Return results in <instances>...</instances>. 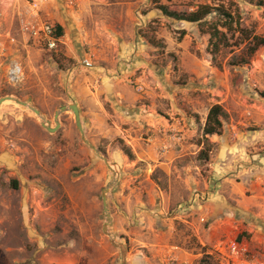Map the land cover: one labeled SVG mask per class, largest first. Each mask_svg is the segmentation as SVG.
Wrapping results in <instances>:
<instances>
[{
  "label": "rangeland",
  "instance_id": "obj_1",
  "mask_svg": "<svg viewBox=\"0 0 264 264\" xmlns=\"http://www.w3.org/2000/svg\"><path fill=\"white\" fill-rule=\"evenodd\" d=\"M32 1H42V19L59 25L42 16L49 0L6 1L0 14V99L12 96L35 106L52 128L55 112L75 103L87 138L112 169L83 142L72 111L63 113L60 127L51 132L31 110L4 99L0 264H123L121 249L104 232L102 191L114 178L112 170L118 178L107 194L113 218L107 230L126 248V264H149V219L138 223L135 204L141 199L142 210L148 205L151 184L170 193L171 212L191 215L189 223L177 225L178 235L180 244L203 252L199 264L222 259L201 249L192 219L201 233L221 213L234 211L244 237L253 235L245 231L250 223L264 231L257 209L240 211L232 197L243 186L250 206L261 204L257 198L263 201L258 189L264 186V46L249 59L246 50L254 37L264 39V0H158L176 10L209 4L232 13L226 45L216 51L204 31L214 26L227 32L224 19L213 14L199 25L168 18L155 0H84L83 40L69 35L58 51H50L22 29ZM59 8L77 15L79 0H59ZM87 57L91 67L84 65ZM139 60L140 70L124 78L126 90L142 93L149 86V113L158 122H149V140L160 141L159 156L172 151L171 177L161 169L149 177L147 163L134 161L126 129L131 125L120 123L126 120L114 103L112 82L101 79L98 89L91 84L92 70L115 66L117 80L125 65ZM14 61L23 69L16 83L8 78ZM82 86L95 94L81 92ZM97 100L108 111L105 121ZM215 104L227 115L221 133L207 136L204 126ZM131 190L137 192L128 199ZM158 194L157 204L163 200Z\"/></svg>",
  "mask_w": 264,
  "mask_h": 264
},
{
  "label": "crops",
  "instance_id": "obj_2",
  "mask_svg": "<svg viewBox=\"0 0 264 264\" xmlns=\"http://www.w3.org/2000/svg\"><path fill=\"white\" fill-rule=\"evenodd\" d=\"M6 1L8 0H0V14L4 12L5 6L8 5ZM84 6V0H79V9L77 11V15H75L72 10H68L67 14L64 15L62 11H66V8H59V0H49V3L45 4L42 8V16L62 26L64 29L63 39H67L69 35H72L73 38H76L77 36L78 39H76L80 41L83 40L81 34V28L83 29L81 15L84 10ZM70 15L77 17V19L73 18V20L68 18ZM133 64L124 66L125 69H123L121 72L122 75L117 77L118 81L115 80L111 72L112 70L114 71L115 66L112 68L110 65L98 67L96 70L94 69L92 70L93 72H91V76L93 77L91 84L94 85L96 89V82H99L101 79H108L112 82L110 85L112 86L113 90L112 97L114 103L120 110V115L122 116L120 117L126 120L120 123L123 124L130 122L129 126L131 125V128L126 129L128 130L127 134L130 137V139H128L129 143L133 153L135 154L134 161L147 163L149 177L151 176L152 172L158 169H161L165 175L171 177L172 151L167 152L163 156H159L157 153V146L160 141L149 140V122H157V119L154 117L152 118V114L149 113V86L147 85V89H145V91L142 93H131L130 91L126 90L127 85L124 82V78L135 76L136 71L140 70V67L142 66V62L140 60L134 62ZM141 79L142 76H139L138 80ZM87 89L90 90V93L95 94L91 88ZM87 89L82 86L80 91L88 95ZM144 100L148 101L146 102L147 104L142 103ZM97 101L99 103V105H97V113H101L100 117L105 121L108 111L106 110L105 104H102L99 102V100ZM145 125H148L146 129H144ZM97 127L102 131L103 127H101L102 129L98 125ZM122 128H124V126ZM142 133L147 134L146 139L142 137ZM143 189L144 188L142 187L139 191L143 192ZM244 190L245 189L242 186L241 189L238 188L236 190V196L232 194L233 199L236 200V209H239L240 211H256L255 209H257V214L261 217L260 221L264 223V186H260V189H258V195L262 196L263 201L258 200L257 198L255 203L261 204L255 208L250 206V200H247L246 197H244ZM135 191L137 192V190ZM136 192L131 190L127 196L129 197L128 199H130V196L135 195ZM156 194L161 195L163 198L159 204H157ZM198 194L201 193L197 192L196 195ZM169 196L170 193H167L160 188L157 189L151 184L149 185V206L144 204L145 207H143L142 210L141 199L135 204V208L139 216L138 223L141 224L142 222H146L149 219V264H171V259L175 260L173 264H199L203 252L180 244V236L178 235L177 225L181 224L182 222L189 223L188 217H191V215L188 214V212H184L183 215L174 213V210L171 212L172 203L171 198L169 199ZM147 206L149 209H146ZM232 215H234V211L221 213L218 219H215V221L210 223L206 232L201 231V233L199 231L201 225L196 223L195 219H192L191 224L195 223L196 228L194 231H196L197 237L199 238V243H201L200 246L202 250L208 247L209 249L207 248V253L211 254V247H214L217 243L225 240L226 237L228 239L233 236L238 237L239 235L243 234V232H241L239 229L240 221L234 220ZM241 226L246 229L245 225ZM262 230L263 229L261 226L257 227V225L254 223H250L245 231L248 234L253 235L250 240L244 236L242 240L249 244L251 250L255 249L261 256L263 255L264 257V231ZM143 234L146 235V232L143 231Z\"/></svg>",
  "mask_w": 264,
  "mask_h": 264
},
{
  "label": "built area",
  "instance_id": "obj_3",
  "mask_svg": "<svg viewBox=\"0 0 264 264\" xmlns=\"http://www.w3.org/2000/svg\"><path fill=\"white\" fill-rule=\"evenodd\" d=\"M42 1H32L30 3L28 19L23 21V31L31 36L36 42L43 45L50 51H58L62 44H64L63 36L56 34V25L49 20H44L40 17V4ZM84 65L91 67L93 64L90 58H84ZM23 74L22 66L14 61L11 63L8 78L10 82L16 83L20 80ZM206 222L205 218L201 219ZM210 255H218L221 258L222 264H264L250 249L249 244L244 240H239L237 236L228 238L226 241L217 243L212 249ZM209 251V252H210ZM175 260L171 259L173 264Z\"/></svg>",
  "mask_w": 264,
  "mask_h": 264
},
{
  "label": "trees",
  "instance_id": "obj_4",
  "mask_svg": "<svg viewBox=\"0 0 264 264\" xmlns=\"http://www.w3.org/2000/svg\"><path fill=\"white\" fill-rule=\"evenodd\" d=\"M155 1L157 3L155 7L160 10L165 17L176 19L179 21H188L191 23H198L199 25H202L206 21V19L213 14L219 18L224 19V27L227 29V32L218 29V27L212 26L205 30L204 33H208L210 35V43L214 44L215 51L218 50L221 45H226V35L228 33V30L231 28L234 19V16L229 11L219 6H210L209 4L200 5L196 9L189 8L186 10H176L171 9L166 4L158 3V0ZM63 31L64 30L61 25H56V34L58 36H63ZM262 46H264V39L254 37V44L252 46H249L246 50L248 59L253 57L255 52ZM248 59L242 60V63H246ZM226 115L227 114L221 105H213L210 108L206 119L203 130L204 135L210 136L214 134H220L223 127V119L226 117ZM128 154L130 155V153ZM243 236L244 234L239 235L238 239L242 240Z\"/></svg>",
  "mask_w": 264,
  "mask_h": 264
},
{
  "label": "water",
  "instance_id": "obj_5",
  "mask_svg": "<svg viewBox=\"0 0 264 264\" xmlns=\"http://www.w3.org/2000/svg\"><path fill=\"white\" fill-rule=\"evenodd\" d=\"M13 99L15 100L17 103H19L20 105L22 106H25V108L31 110L33 113H35L41 120V124L43 127H45L48 131H57V129L60 127V116L65 113V112H68V111H72L73 114H74V117H75V122H76V125L80 131V134H81V138L83 140V142L85 144H87L91 150L98 156L100 157L101 159L104 160V162L107 164V166L111 168V164L108 162V159L102 155L98 150L97 148L94 146V144H92L89 139L87 138L85 132H84V129H83V126H82V121H81V115H80V109L79 107L75 104V103H70V104H67V105H64V106H61L56 112H55V115H54V122H55V126L54 128L52 129L51 128V124L49 123V121L45 118V116L42 114V112L36 108L35 106L23 101V100H20L18 98H14L12 96H6V97H3L0 99V105L1 103L3 102L4 99ZM113 171V180L103 189L102 191V198H103V211H104V214L105 216L107 217V221L104 223V232L109 236L111 242L119 247L121 249V253H122V261H123V264H126L125 263V259H126V248L124 247L123 244H120V243H117L116 240H115V237L113 236V234H111L107 228L108 226L111 224V222L113 221V218H112V215L110 213V210L108 208V200H107V194L108 192L114 187L116 181H117V178H118V173L116 170H112Z\"/></svg>",
  "mask_w": 264,
  "mask_h": 264
},
{
  "label": "bare ground",
  "instance_id": "obj_6",
  "mask_svg": "<svg viewBox=\"0 0 264 264\" xmlns=\"http://www.w3.org/2000/svg\"><path fill=\"white\" fill-rule=\"evenodd\" d=\"M6 100L8 101V100H10V99H6ZM17 104H19V103H17ZM51 128H52V127H51ZM52 129H53V128H52ZM51 132H52V131H51Z\"/></svg>",
  "mask_w": 264,
  "mask_h": 264
}]
</instances>
